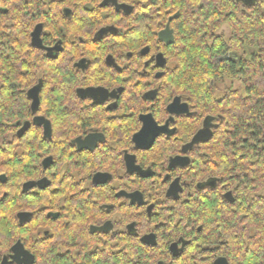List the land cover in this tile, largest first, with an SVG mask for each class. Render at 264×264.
Wrapping results in <instances>:
<instances>
[{"label":"flooded vegetation","instance_id":"af4514ba","mask_svg":"<svg viewBox=\"0 0 264 264\" xmlns=\"http://www.w3.org/2000/svg\"><path fill=\"white\" fill-rule=\"evenodd\" d=\"M43 2L60 18L30 32L42 65L22 68L26 113L0 135V264L76 259L65 232L115 252L139 243L158 264L227 259L228 220L244 219L264 191L247 188L231 142L218 140L222 119L167 94L178 13L161 12L160 0ZM165 18L137 36L138 19ZM40 24L43 48L32 44Z\"/></svg>","mask_w":264,"mask_h":264},{"label":"trees","instance_id":"16d2710c","mask_svg":"<svg viewBox=\"0 0 264 264\" xmlns=\"http://www.w3.org/2000/svg\"><path fill=\"white\" fill-rule=\"evenodd\" d=\"M160 1L161 12L178 13L171 23L175 42L169 58L176 69L168 75L167 94L185 96L203 114L220 117L218 140L231 142L234 166L246 176L247 188L264 191V0ZM53 7L43 0H0V135L25 116V98L17 86L22 84V68L31 73L36 64L42 65L30 45V32L38 22L47 27L58 23L60 14ZM166 22L138 19L137 36L146 32L148 23L155 34ZM224 25L232 32L230 40L219 33ZM57 71V78L63 79L65 69ZM227 80L242 81L245 94L228 89L219 96ZM249 206L244 219L232 215L224 230L228 242L222 255L230 264H264V198H250ZM1 221L0 210V230ZM210 229L220 235L215 225ZM65 233L78 258L45 264H158L155 252L139 243L135 251L123 243L115 252L90 234Z\"/></svg>","mask_w":264,"mask_h":264},{"label":"water","instance_id":"95a60500","mask_svg":"<svg viewBox=\"0 0 264 264\" xmlns=\"http://www.w3.org/2000/svg\"><path fill=\"white\" fill-rule=\"evenodd\" d=\"M4 12L7 13V10L5 9ZM42 28H43V25L40 24V25H38V26L35 28L34 32L32 33V44H33V46H35V47L43 48V44H42V40H41V32H42ZM167 33L171 34V36H172L171 31L168 30V31H165V32H163V33L161 34V35H162V38H164V35L167 34ZM172 42H173V37H171V39L169 40L168 43L171 44ZM32 97H34V96H32ZM176 101H178V100H176ZM35 103H37V101H36ZM29 127H30V123H27V124L25 125L24 129H22V130L19 132V136H22L23 133H24L25 131H27ZM47 133H48V132H46V135H47ZM138 136H139V135H138ZM100 230H101V228H100ZM14 250H16V248H14ZM13 258L16 259L15 256H14ZM5 260H6V259H5ZM5 260H4V262H3L2 264H5ZM215 264H230V263H229V261H228L226 258H220V259L216 260Z\"/></svg>","mask_w":264,"mask_h":264},{"label":"rangeland","instance_id":"374dc122","mask_svg":"<svg viewBox=\"0 0 264 264\" xmlns=\"http://www.w3.org/2000/svg\"><path fill=\"white\" fill-rule=\"evenodd\" d=\"M219 33H222L226 40H230L232 37V32L230 31V29L227 25H224L223 28L221 29V31H219ZM228 89L239 90L242 94H245L244 85H243L242 81H240V80H234V81L227 80L226 82L221 84L220 85V91H219L218 95L219 96L224 95V93Z\"/></svg>","mask_w":264,"mask_h":264}]
</instances>
